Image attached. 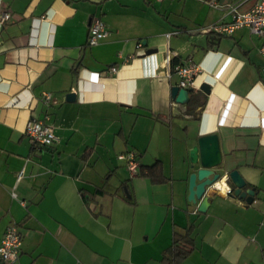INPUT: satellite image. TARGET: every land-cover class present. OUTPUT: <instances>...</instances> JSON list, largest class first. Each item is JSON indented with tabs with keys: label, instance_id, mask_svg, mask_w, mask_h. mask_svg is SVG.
<instances>
[{
	"label": "crops",
	"instance_id": "crops-1",
	"mask_svg": "<svg viewBox=\"0 0 264 264\" xmlns=\"http://www.w3.org/2000/svg\"><path fill=\"white\" fill-rule=\"evenodd\" d=\"M210 1L0 0V18L11 15L0 38V245L12 224L23 236L12 264H165L187 232L180 264H264V37L211 30L256 0ZM98 19L109 35L89 46ZM190 64L200 72L179 104L176 67ZM30 119H47L59 141L34 144ZM212 134L221 173L237 170L253 204L225 187L208 191L206 212L188 201L190 151ZM129 152L137 176L119 158ZM156 164L165 182L148 176Z\"/></svg>",
	"mask_w": 264,
	"mask_h": 264
},
{
	"label": "built area",
	"instance_id": "built-area-1",
	"mask_svg": "<svg viewBox=\"0 0 264 264\" xmlns=\"http://www.w3.org/2000/svg\"><path fill=\"white\" fill-rule=\"evenodd\" d=\"M163 1V0H159ZM211 5H216V0L210 1ZM229 15L232 20L228 23H218L211 30L221 36H232L237 30L247 28L251 33L264 37V0H256L254 6L246 12L239 10V5H231L229 7ZM11 20V15L5 13L0 18V38L4 25ZM109 35L106 23L100 19L91 23L88 37V45L95 46ZM169 36V35H168ZM264 52V47L262 48ZM169 64V59H168ZM112 71H116L113 67ZM200 68L194 64L176 67V73L180 77L179 86L183 89H192L195 78L198 76ZM43 101L47 104L52 102V96L48 93L44 94ZM26 135L30 140L39 147H51L59 141L55 134L54 128L46 120L30 119L26 125ZM120 159L128 162V169L132 176L139 174V163L134 152L121 155ZM217 192L221 189L218 183L214 186ZM224 194L226 196H234L233 189L226 185ZM23 243V236L16 225L7 227L2 243L0 245V257L4 264L14 263L19 256V251Z\"/></svg>",
	"mask_w": 264,
	"mask_h": 264
},
{
	"label": "water",
	"instance_id": "water-1",
	"mask_svg": "<svg viewBox=\"0 0 264 264\" xmlns=\"http://www.w3.org/2000/svg\"><path fill=\"white\" fill-rule=\"evenodd\" d=\"M152 52L148 51V54ZM191 92L192 89H183L179 85L172 89L173 98L179 104L188 103ZM74 97L75 95L71 93L67 96V100L73 101ZM222 160L219 137L216 134L200 137L198 144L190 151L192 167L198 168L189 177L188 201L194 205L198 204L200 212H206L208 201H210L208 191L221 182L225 176L235 187V197L244 199L248 204H253L255 201L256 190L254 188L245 189L247 183L237 170L226 175L221 173Z\"/></svg>",
	"mask_w": 264,
	"mask_h": 264
},
{
	"label": "trees",
	"instance_id": "trees-1",
	"mask_svg": "<svg viewBox=\"0 0 264 264\" xmlns=\"http://www.w3.org/2000/svg\"><path fill=\"white\" fill-rule=\"evenodd\" d=\"M212 34L214 33L212 32ZM148 176L150 177L153 183H162L166 181L164 177H161L159 164H156L153 167H151ZM189 238H190L189 232H187V234L183 237L178 234H175L174 243L172 247L168 250V253L171 255L170 258L167 257L164 258L165 264H180L182 260L187 258V256L189 255V250L185 249L184 247H179L177 244L180 241L188 244L190 242Z\"/></svg>",
	"mask_w": 264,
	"mask_h": 264
},
{
	"label": "bare ground",
	"instance_id": "bare-ground-1",
	"mask_svg": "<svg viewBox=\"0 0 264 264\" xmlns=\"http://www.w3.org/2000/svg\"><path fill=\"white\" fill-rule=\"evenodd\" d=\"M225 182H227V183L229 182V181L227 180V178L225 179ZM225 182H224V180H223V181H221V182L218 183L220 189H223V188L225 187ZM233 192H234V190H233Z\"/></svg>",
	"mask_w": 264,
	"mask_h": 264
}]
</instances>
